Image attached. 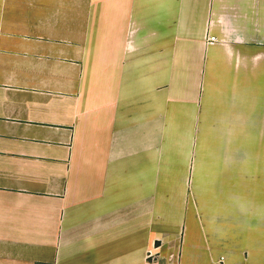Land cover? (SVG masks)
Wrapping results in <instances>:
<instances>
[{"label": "crops", "instance_id": "1", "mask_svg": "<svg viewBox=\"0 0 264 264\" xmlns=\"http://www.w3.org/2000/svg\"><path fill=\"white\" fill-rule=\"evenodd\" d=\"M0 264H264V0H0Z\"/></svg>", "mask_w": 264, "mask_h": 264}, {"label": "built area", "instance_id": "2", "mask_svg": "<svg viewBox=\"0 0 264 264\" xmlns=\"http://www.w3.org/2000/svg\"><path fill=\"white\" fill-rule=\"evenodd\" d=\"M209 41L210 42L215 41V38H210Z\"/></svg>", "mask_w": 264, "mask_h": 264}]
</instances>
